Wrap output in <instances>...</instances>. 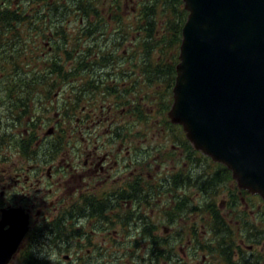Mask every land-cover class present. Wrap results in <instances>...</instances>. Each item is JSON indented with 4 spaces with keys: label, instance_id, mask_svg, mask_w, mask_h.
Wrapping results in <instances>:
<instances>
[{
    "label": "rangeland",
    "instance_id": "obj_1",
    "mask_svg": "<svg viewBox=\"0 0 264 264\" xmlns=\"http://www.w3.org/2000/svg\"><path fill=\"white\" fill-rule=\"evenodd\" d=\"M152 2L156 3V5H152ZM145 3L150 4V6L144 5L147 9L139 7V0H120L118 2L120 7L119 9H91L89 15H85V13H82L77 9H71L73 13H66L63 16L58 15V13L57 15L49 13V15L47 16L48 18L44 22L35 23L38 26L37 30L24 33L26 36V44L28 45V47H30L31 49H35L37 45L38 47L41 46V48L39 49L40 56L38 54L32 56V58H35L27 62L33 67H35V65H38L39 62L41 63L34 69L32 68L29 70L27 69L26 71H22L21 73L23 74V77H31L36 70L38 71L40 69H42L41 74L46 75L48 70H50V67L48 66L51 62L47 63V61H45L44 59H47L48 56H52L56 52H58L62 57V62L65 69L67 71H72V69L74 70L77 64L76 58L74 57L73 59H67L66 56L68 55L65 50L74 48L75 43H78V50L76 54L86 55L89 61H94L96 58L98 59L103 51L108 50H112L113 54L115 53L116 55L123 54L124 51L126 53H131L133 50H136L138 46L137 44L134 45L135 39L133 40V38L136 37L138 43H141V41L144 39L143 29H146V25H143L141 27V31H138L136 29L137 27H139V24L141 22L140 20L142 18L144 19L143 23L146 22L145 20H150L152 18L151 10L149 11V9H170L169 12L173 13V19H175V15L178 14L183 7L185 8L184 2L182 3L181 0H173L168 4H164L161 0H152L151 2L147 0ZM67 5L73 4L68 3ZM41 10L42 11L37 9L32 17L36 19L37 16L40 15V12H43L45 9ZM58 10L62 12L66 9ZM142 11H145L144 17L143 15H141ZM117 14L119 15V18L121 20H116L115 15ZM160 23L161 21H158V24ZM57 27H63V29L60 30L59 35L56 37V39L53 40L49 37H51L52 33H55L54 29H56ZM92 28L96 29L97 32L93 35L91 34V36H85L87 31ZM120 29L123 33L125 31L124 35L123 33L120 34ZM97 33H99L98 36L94 38V35H96ZM44 34H46L48 37H44ZM116 34H118L117 37H115ZM173 35V32L169 31V36L164 41V47H167L164 48L165 54L155 53L156 49H154V54L149 55L150 57H152L154 65L167 64V61H170V63L174 62L176 58L175 49L179 48V44L177 40L176 43H171L173 41V38H171ZM63 38H67L68 40L65 41ZM162 38L163 35L157 37V39ZM56 41L57 43L62 44L57 51V45L55 44ZM97 46L98 48H96ZM91 47H94V49H96V53L95 51L93 53L89 52ZM27 54L32 55L30 52H28ZM143 56L144 54L136 56L138 67L135 76L137 77L143 75L142 73L145 70L144 61L146 60L143 59ZM36 58L37 61H35ZM53 59L55 58H50L51 61ZM130 62L131 61H129V64L132 65V63ZM94 64L95 67L92 68V71H89L88 69H81L78 72L75 71V74H72L73 76L71 77L77 78H74L75 80H71L66 84H62L61 79L57 76L59 75V73H55L53 76H51V78L48 80H50V82L55 81L57 83L54 89H52L51 97L47 96L46 92L44 93L36 91L35 99L29 102L26 114L24 113V109L21 107L22 122L17 123L18 127H14L15 123L12 115L9 114L10 110L8 106H6V108L3 107L5 106L3 102L4 95L0 94V120H2V114L6 111V109L8 110L6 120L4 121L3 127L0 130L6 133H0V135H5L9 132L14 133V135L8 138L6 145L4 144V147L8 149V153L10 154L7 153V156H5L6 149L4 147L1 149V154L3 156H0V166L10 165L11 162L19 157L17 156V151L21 149L18 148L19 139L23 138L25 134L27 135V129L33 127L32 124L34 122H36V125H42V119L44 118V115L50 116L52 118L50 125L54 123L55 119H58L60 110L48 109L52 107V98L55 96V93L60 92V98L57 99L61 101V96L66 97L68 94H76L78 91V88L76 87L85 85L87 81L89 82L91 80V78L98 81L101 80L99 76L108 75L107 78L104 79V81H106L104 84L102 82H96V84L99 85L100 88H94L95 90H88L86 94H84L85 91H81L78 94V96L83 94L84 96L77 105V108L79 110L76 111L73 118H75L77 114L80 115V111L83 105L93 103L94 106L98 105L102 108L101 105H103L105 108H108V106L111 105L112 100H114V97H118V100L120 101L126 100L127 95L124 92L126 86L123 84V82L126 81L128 77V83L132 81L134 79L132 74L127 77L124 76L123 78H119V92L107 88V86H110L108 84L111 83L112 76L120 74L116 72L124 67V61L107 60L106 62H95ZM169 75L170 74L167 75L164 74L163 71H161V74L156 78H153L151 80H142L141 82L134 85L133 89L140 90L141 87L140 92L135 91V93H132L130 96H128V102H130L131 104L129 105L128 103H125V106L127 108H123V110L119 109V119L116 118V122L114 121V123L120 125V135L122 139L123 135L131 132L133 137L131 145H135L137 159H140L139 162L136 163L137 166H140L141 168H143L144 166L150 167L152 175L162 171L163 178H170V176L176 174L178 170L182 171V173H188L190 171L191 174L193 173L192 175L196 178H198L197 176L199 175V173L203 175V178L210 176L211 183L213 182L214 184H217L213 185V189L216 193L215 199L217 200V206H221L223 208V210L220 209L221 213H223V211L225 213L228 209H230L231 204L233 203L232 200L233 198H235L236 203L233 204L235 206H239L241 216L245 214V210L249 212L247 214L252 213L250 223L254 222L259 227H262L261 219L262 214L264 213V208H262L261 210L259 208L264 206L261 205V201L258 199H254L248 194L242 193L237 186V182L232 178V176L230 177L222 169L215 167L217 165L216 163L213 164L211 163L212 161L208 160L204 156L193 153V151L196 152V150L193 149L194 146L187 139L184 142H180L178 140V135L167 125L171 122V119L169 118V116L165 117L162 111L165 110L164 105L166 104V102L168 103L169 100L171 102L169 106L172 105V100L170 98L173 97V94L171 92V87L169 88L170 90H166L167 92L165 96L163 95V93H161V89L163 92V89L167 87V81L165 79H168ZM7 79L8 78L3 77L1 78V81ZM164 85L166 87H164ZM90 88L91 84L89 83V89ZM20 95L21 94L17 95V97H21ZM141 96L144 97L141 98ZM9 103L10 102H8L7 104ZM46 109H48L49 113L45 114ZM131 110L136 111V113L132 114ZM12 111H15V109ZM93 111H95V113H99V110L93 109ZM109 113L111 117L115 115L112 111H110ZM161 114L164 118H161ZM38 117L39 122L35 121V119H37ZM178 132L183 137L186 136L185 133L180 132L179 128ZM194 155L196 156V158H194ZM139 176H141V178L137 180L133 188L130 190V193L135 194V196L131 198L133 199V203L130 208L127 209L128 211H130L133 217L137 216L138 218H141L140 221L137 219L135 222L131 223L133 225H136V227H131V229H124L125 225H123L124 223L121 221L119 222L120 227L118 228V231L115 233V235H110L102 227L103 225H106V223H98L97 225L100 226L96 228V232H91L89 234V238L92 237L93 242L95 241L96 243L97 240L106 248L117 246L118 250L114 251L113 253H107L105 250L98 253L90 252V255H87V248H90L92 244H90V242L89 245H85L84 243H82L84 237H86V233L84 234V237L78 236L76 239L70 238L72 240V243L77 241V243H79V245H83L84 248L80 247L71 250L59 249L52 241V239L54 241L56 240L54 239L55 232L51 228L50 232L53 233V236L51 235L49 230L45 229L42 234L37 236L32 251L30 250L32 242L29 243L30 236L28 239H25L24 247L22 248L25 249L22 262H25L27 259H29L28 254L31 252V254L29 255L31 256L33 251L42 254L43 256L47 255L50 264H58V262H60V264H99L104 263L105 261L111 262L115 260H117L120 264H168L171 262L174 264V259L176 258V256L180 257L182 259V262L194 263V254L196 252H200L198 256H202L204 253H207L208 251L205 250L206 247L201 246V243L203 245L206 241H208L207 238L209 237L210 233L207 227V223H204V221L207 220L205 219V216L203 217V214H201L200 212H189L187 218L183 217L182 221L185 232L182 236L180 231L177 229V225H175V223L169 224L165 222L163 215L159 213V209L162 208L161 206H164L165 202L173 204L174 196L172 195L171 190L169 189L168 191V187H166L164 190V186H159L160 190H162L164 193H167L166 199L161 202V206L150 205L144 207L141 201L137 198L136 193L137 190L142 187V185L148 184L150 177L148 175ZM186 185L187 186H181L177 193H187L188 199L191 203L199 204L204 197V194L199 189V185H189V183L187 182ZM156 186L158 185L154 184V187ZM156 206H159V209ZM142 216L149 218L150 220L145 221L143 220ZM232 216L235 217L236 220H239L238 225L232 224L233 230H241L244 221L238 219L235 213H233V215L229 213V220ZM258 219L260 220L258 221ZM42 222L46 221H43L42 219L39 223ZM94 222L95 221H93L92 223L88 222V226L96 227L97 225H95ZM149 223L155 225L156 228L153 230V233L150 234V236H143V228ZM36 224H38V222ZM110 224L112 225V223ZM112 226H110L108 229L111 230ZM194 226L196 227V230L194 229ZM260 229L261 228H259L258 230H249V233H257L261 231ZM244 230L248 231L247 228H244ZM157 236L161 241H165V239H171L172 243L174 242L175 244V246H171L170 244L162 245L166 247H174V249L176 250L175 255L168 261L162 260L161 258V260L158 261L155 256L149 258V256L151 255L150 253L153 250L152 241L153 239H156ZM162 246L156 247L161 248ZM65 254H68L70 258L65 259ZM19 261L20 257L18 256V262H16V259H14L13 264H20ZM8 264H11V262H9Z\"/></svg>",
    "mask_w": 264,
    "mask_h": 264
},
{
    "label": "flooded vegetation",
    "instance_id": "obj_2",
    "mask_svg": "<svg viewBox=\"0 0 264 264\" xmlns=\"http://www.w3.org/2000/svg\"><path fill=\"white\" fill-rule=\"evenodd\" d=\"M119 1L0 0V4L1 9H39L40 11L45 9L43 12L39 11V16L45 14L48 16L49 13H53L54 9H119ZM146 1L139 0L140 8L143 5L150 6L149 3H145ZM148 1L151 2L152 0ZM68 3L73 5H67ZM152 3V5L156 4ZM117 36L118 34L115 37ZM49 38L56 39L55 33H52ZM55 56H48V58H55ZM58 56L62 59L60 55ZM47 59L44 60L46 61ZM112 60H114L113 57ZM116 60L124 61V67L116 72L120 73L119 75L112 76L111 85L107 86V88L119 92V78L132 74L135 80L133 79L128 83V77L123 82L126 86L124 91L127 95L126 100L120 101L118 97H114L108 108L103 105H101L102 108L98 105L94 106L93 103L83 105L80 115L77 114L73 118L76 111L79 110L77 105L84 94L88 90L95 89L93 87L89 89L87 81L85 85L76 87L78 88L76 94H68L66 97L61 96V101L57 99L60 98V92L55 93L52 98V107L48 109H59L58 119H55L50 126L47 125L45 128L38 127L36 132L37 140L35 142L30 141L34 135L33 129H27L26 137L19 139L18 142V148H21L17 151V156L19 157L11 162L10 165L0 166V226L5 223L3 220L5 211L22 210V213L27 214L29 218L30 227L28 234L37 225L56 223L58 221L63 222L65 234L70 235L73 230H77L79 231V237H84L86 233L83 241L85 244L89 242L92 244L90 248H87L88 253H98L103 252V250L107 253H113L118 250L117 246L106 248L97 240L96 243L95 241L93 242L92 237L89 238V234L96 232V228L100 226L97 225L98 223H106L102 227L110 235H115L120 227L119 222H121L122 215H125L127 209L133 203L127 193H130L129 191L134 184L141 178L139 175H148L150 180H155L157 183H164L166 178L162 177V171L152 175L150 167L144 166L141 168L137 166L136 163L140 159H137L135 145H131L133 141L131 132L123 135L122 139L120 125L114 123L116 118L119 119V109H126L125 103L131 104L128 102V96L135 93L133 86L142 80H147L145 75L135 76L137 71L134 69V65L127 69V66L130 65L129 61L133 62L134 60L131 53L124 51L123 54L117 55ZM107 76L102 75L101 80L104 81ZM58 77L60 78V75ZM81 91H85V93L78 96ZM170 99L173 101V98ZM168 103L170 105V100ZM93 109L99 110V113H95ZM110 111L114 112L115 115L113 117H111ZM131 112L132 114L136 113L134 110H131ZM164 116H168V111ZM161 118H164L162 114ZM179 129L180 132L184 133L181 126ZM182 138L184 137L182 136ZM25 142L26 146L24 148ZM5 152V156H7L8 149ZM0 156H3L1 150ZM241 192L244 193L242 190ZM248 195L260 200L261 205L264 206L263 198L250 193ZM232 201L236 203L235 198ZM233 203L230 209L224 213L228 227L232 230L230 235L226 237L225 243L211 246L212 250L202 256H198L200 252H196L194 254V263L182 262V259L176 256L174 264H264V213L261 219L262 227H259L254 222L250 223L252 213L247 214L249 212L245 210V214L241 216L239 206H235ZM262 208L264 207L259 209L261 210ZM229 213L231 215L235 213L238 219L244 221V224H241V230H233L232 224L238 225L239 220H236L233 216L229 220ZM42 219L46 222L39 223ZM138 220L140 221L141 218L139 217ZM93 221H95L94 224L97 226H88V222L92 223ZM180 221L181 223L177 225V229L183 235L185 228L183 221ZM37 222L38 224H36ZM123 225H125L124 229H131L130 224ZM110 226H112L111 230L108 229ZM8 227L9 225L5 224L4 230H7ZM244 228H247L248 231H245ZM259 228H261V231L249 233V230H258ZM194 229L196 230L195 226ZM55 230L53 229L54 232ZM174 234L176 235V233ZM51 235L53 236V233ZM209 237L213 238V235L210 234ZM25 238L11 259V264H13L14 259L18 262V256L20 257L19 263H23L24 251L22 248L24 247ZM30 239L29 243L32 242L30 248H33L36 238L33 235L30 236ZM52 241L53 243L55 242L53 239ZM81 247L84 248L83 245ZM157 249L166 253L161 256V259L166 261L171 259L176 253L174 247H153L154 251ZM167 250L171 251L170 255H167ZM105 262L99 264H119L117 260Z\"/></svg>",
    "mask_w": 264,
    "mask_h": 264
},
{
    "label": "water",
    "instance_id": "obj_3",
    "mask_svg": "<svg viewBox=\"0 0 264 264\" xmlns=\"http://www.w3.org/2000/svg\"><path fill=\"white\" fill-rule=\"evenodd\" d=\"M184 5L189 14L169 116L195 149L232 171L239 188L264 199V0ZM3 220L0 264L29 228L22 210L5 211Z\"/></svg>",
    "mask_w": 264,
    "mask_h": 264
},
{
    "label": "trees",
    "instance_id": "obj_4",
    "mask_svg": "<svg viewBox=\"0 0 264 264\" xmlns=\"http://www.w3.org/2000/svg\"><path fill=\"white\" fill-rule=\"evenodd\" d=\"M157 1V0H156ZM164 4H168L173 0H161ZM183 3V0H181ZM156 5V4H155ZM165 7V6H164ZM143 9L145 6H143ZM37 9H1L0 4V94L3 96V102L5 104V107L8 106L9 108V114L12 115L14 120V127H18L19 122H22L21 116H22V109H24V113H27L28 104L31 100L35 99L36 91L38 92H46L47 96L51 97L52 89L56 86V82H50L51 76H53L55 73H59L60 79L62 84H66L70 82L71 80H75L74 78L77 77H71L72 74H75V71H79L81 69H88L89 71H92V68L95 67V62H106L107 60H112V57L114 60H116L117 55L112 50L103 51L100 58H96L94 61H89L86 55H76L78 50V43H75L74 48L66 49L67 52V59H73L76 58V67L72 71H67L64 67V64L62 62V59L59 58L58 55H60L58 52H56L53 55L55 56V59L52 61L48 58L46 61L47 63L51 62L48 67H50V70H48L46 75L41 74L42 69L36 70L33 73V76H24L21 73L22 71H26L27 69H34L37 67L41 62H39L38 65H35V67L29 65L27 61H31L33 58L32 56L39 55V49L41 46L38 47V45L35 47V49H31L26 44V36L24 33L35 31L38 29L36 22L42 23L44 22L48 17L47 15L43 16H37V18H33L35 11ZM82 13H85L89 15V12L91 9H77ZM95 10V9H93ZM151 10V16L152 18L150 20H145L146 22L143 23L144 19L142 18L139 24V27H137L136 30L141 31V27L143 25H146V29H143L144 32V39L141 41V43H138L136 37L134 38V45H138L136 50H133L131 54L133 55L134 59L132 65H128L127 69H129L130 66L134 65V69L137 71V59L136 56L144 54L143 59H145V65H144V72L142 73L145 75L147 80H151L153 78H156L161 74V71L164 72V74H170L169 78L166 80V87L165 89H161V93L163 95H166V90H170V86L173 84V79L175 78V66L177 63V55H178V49H175L176 58L173 63H170V61H167V64H159L154 65L152 61V57L149 55H152L155 53L158 54H165L164 52V41L169 36V31L173 32V41L171 43H176L178 41V44L180 45L181 42V33L183 25L187 19L188 12L183 7L181 11L175 15V19H173V13L169 12L170 9H149ZM147 12V11H146ZM65 15L66 13L70 14L73 13L71 9H66L64 11H59L58 9H54L53 14L55 15ZM96 14V13H95ZM141 15H145V11L141 12ZM41 17V18H40ZM116 20H121L119 18V15H115ZM158 21H161L160 24H158ZM54 29V28H53ZM63 29V27H57L55 30L56 37L59 35L60 30ZM96 29H89L85 36H91L94 33H96ZM121 32V29L120 31ZM166 32V33H165ZM121 32L120 34H122ZM99 33L94 35V38L98 36ZM125 34V31L123 35ZM163 35L162 39H157V37H160ZM44 37H48L46 34H44ZM46 39V38H45ZM65 41L68 40L67 38H63ZM133 39V40H134ZM177 40V41H176ZM56 51L59 49L60 43H56ZM65 45V44H63ZM98 48V46L96 47ZM156 49L155 51H153ZM96 49L94 47H91L89 50L90 53H93ZM30 52L32 55H28L27 53ZM167 54V53H166ZM37 61V58L36 60ZM44 61V60H43ZM34 63V62H33ZM10 72V73H9ZM57 75V76H59ZM56 76V75H55ZM6 77L7 80L1 81V78ZM102 75L100 76V78ZM98 78V79H100ZM96 80L92 79L88 82L91 84V88H100L99 85L96 84ZM98 83L102 82L105 83V81L98 80ZM74 84V83H72ZM108 85H111L109 83ZM139 85V84H138ZM135 88V87H134ZM141 90V87H140ZM139 89H134V91H139ZM21 94V97H17V95ZM168 94V93H167ZM143 96H141L142 98ZM50 99V98H48ZM10 102L9 104H7ZM38 102V101H36ZM165 110L162 111V113L165 115L166 112L169 109V103L166 102V106L164 105ZM15 111H12L14 110ZM46 113H49L48 109H46ZM8 114V110L2 114V120H0V130L3 127L4 121L6 120V116ZM35 119V118H34ZM51 117L45 116L42 119V125L37 124L34 122L32 124L33 127H30L33 129L34 135L31 137L30 141L35 142L37 140L36 138V132L38 127L45 128L47 125L49 126L51 124ZM49 120V121H48ZM35 121L39 122V117L35 119ZM46 125H44L45 123ZM172 131H174L178 135V140L180 142H184L186 138H182L180 133L178 132V128L180 126L174 125L172 123L167 124ZM0 133H6L4 131H0ZM14 135V133L9 132L8 134H2L0 135V150L4 147V144L6 145L7 140L10 136ZM26 137V134L24 135ZM187 142V141H186ZM26 146V142L24 143V148ZM194 152V151H193ZM196 154H199L196 153ZM200 156H203L202 153L199 154ZM198 156V155H197ZM208 160L212 161L209 157L204 156ZM194 158L196 156L194 155ZM200 158V157H199ZM204 158V159H205ZM211 163L214 164L212 161ZM215 167L222 169L226 174H228L230 177L231 172L230 170L225 167L224 165L217 164ZM193 174V173H192ZM189 171L188 173H182V171H179L170 176V178L165 177L166 180L163 182H156L155 180H149L148 184L142 185L140 189L137 190V198L141 201L142 205L145 206H153V205H159L161 206V202L166 199L167 193H164L162 190L159 189V186H164V190L166 187H168L172 192V195L174 196L173 204L164 203V206H161L162 208L159 209V213L163 215V218L165 219V222L172 224L175 223V225H178L181 223L180 220L182 218H187L189 212H196L203 214V217L205 216L204 223H207V227L210 231V234L213 235L212 237H208V241H206L203 245L201 243V246H205V250L211 251V246L222 245L225 243V239L227 236L230 235V232H232L231 228L228 227L227 221L224 217V212L221 213L220 209L223 210V208L220 206H217V200L215 199V191L213 185V182L210 181V176L204 177L201 173L197 176L198 178L194 177ZM153 181V183H152ZM197 181V182H196ZM186 182L189 183V185H199L200 191L204 194V197L202 201L199 204H193L189 201L187 193L179 194L177 191L180 189L181 186H187ZM154 184L158 185L154 187ZM208 184V185H207ZM130 192V191H129ZM245 192V191H244ZM128 196H130V199L135 196V194L127 193ZM133 200V199H131ZM131 217V218H130ZM143 220H150L149 218H146L144 216ZM125 218V219H124ZM123 219V220H122ZM121 221L129 225L133 228L136 227V225H133L131 223L135 222L138 217H133L130 213V211H126L125 215H122ZM56 229L55 230V240L58 242H54L57 248L59 249H65L70 250L71 244H73L71 241L72 238L76 239L79 236V231L73 230L70 235L64 233L63 229V222L56 223H46L42 226H40L35 234L40 235L42 234L45 229ZM156 228L155 225L148 224L145 225L143 228V236H150V234L153 233V230ZM209 234V235H210ZM76 235V236H74ZM177 235V234H176ZM184 235V234H183ZM182 235V236H183ZM71 238V239H70ZM60 239V240H59ZM165 242V243H163ZM74 243H77L75 241ZM78 244V243H77ZM170 244L171 246H175L174 242L172 243L171 239H165V241H161L159 237L157 236L156 239H153L152 245L153 247L156 246H162V245ZM88 245V244H86ZM32 250V248H31ZM167 255L171 254L170 250H167ZM166 253L162 250L157 249L156 251H152L151 255L155 256V258L160 261L161 256H164ZM47 255L42 254H36L35 252L32 253L31 256H29V261H26L25 264H49V258H47ZM60 264V262H58Z\"/></svg>",
    "mask_w": 264,
    "mask_h": 264
}]
</instances>
